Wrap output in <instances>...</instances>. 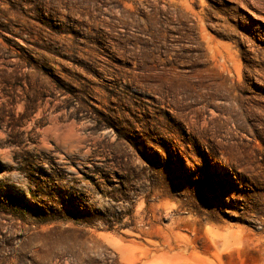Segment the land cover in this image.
<instances>
[{"label": "rangeland", "instance_id": "374dc122", "mask_svg": "<svg viewBox=\"0 0 264 264\" xmlns=\"http://www.w3.org/2000/svg\"><path fill=\"white\" fill-rule=\"evenodd\" d=\"M0 22V264H264V0Z\"/></svg>", "mask_w": 264, "mask_h": 264}, {"label": "trees", "instance_id": "16d2710c", "mask_svg": "<svg viewBox=\"0 0 264 264\" xmlns=\"http://www.w3.org/2000/svg\"><path fill=\"white\" fill-rule=\"evenodd\" d=\"M4 28L6 29L7 25H5L4 22H2V23L0 22V32L4 31L5 30Z\"/></svg>", "mask_w": 264, "mask_h": 264}]
</instances>
